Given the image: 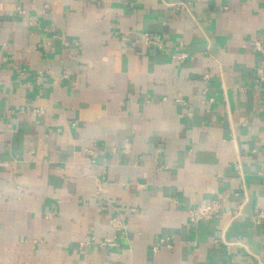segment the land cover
<instances>
[{"label": "crops", "instance_id": "0c3cea01", "mask_svg": "<svg viewBox=\"0 0 264 264\" xmlns=\"http://www.w3.org/2000/svg\"><path fill=\"white\" fill-rule=\"evenodd\" d=\"M259 213L264 0H0V264H264Z\"/></svg>", "mask_w": 264, "mask_h": 264}, {"label": "built area", "instance_id": "2783aa9c", "mask_svg": "<svg viewBox=\"0 0 264 264\" xmlns=\"http://www.w3.org/2000/svg\"><path fill=\"white\" fill-rule=\"evenodd\" d=\"M176 10L181 11L184 7L182 4H178L176 6H174ZM19 14H22L23 12L18 10ZM145 43L149 46H153L155 48H162V44L161 42H159L155 36L150 35V34H143L142 35ZM255 48L259 51L260 48L256 45ZM172 60L174 62H183L185 60V55L181 54V55H174L171 57ZM63 79L67 78L66 74H63L62 76ZM204 78H207V76H204ZM257 79L258 81H262L263 80V75L262 72L260 70L257 71ZM177 103H182L181 100H177ZM35 115H40L41 112L38 110H34L32 112ZM87 153H90V149L86 150ZM222 212L220 206L215 203V202H204V203H200L194 207H192L186 216V219L188 221V223L192 226H195L201 222H208L210 220H212L214 217H216L217 215H220ZM228 215L230 216L231 220H236L238 218V213H228ZM264 218V214L259 213L257 215H255L253 217V224L255 225H259L261 224L262 220ZM112 226L114 227L115 230L121 231L125 229V226L123 225V222L120 220L119 217H114L112 220ZM160 244H166L165 240H161ZM227 244V243H225ZM113 237H107L103 240V242L100 243V246L104 247V246H113ZM153 254H157L158 253V247L155 246L152 249Z\"/></svg>", "mask_w": 264, "mask_h": 264}, {"label": "water", "instance_id": "95a60500", "mask_svg": "<svg viewBox=\"0 0 264 264\" xmlns=\"http://www.w3.org/2000/svg\"><path fill=\"white\" fill-rule=\"evenodd\" d=\"M253 221L251 219L250 215H247V217L243 220V221H234L232 222V224L229 226V228L227 229L226 233H225V240L226 242H229L233 239H236L240 236L243 237H249L250 236V232H248L249 230H251L253 228Z\"/></svg>", "mask_w": 264, "mask_h": 264}]
</instances>
